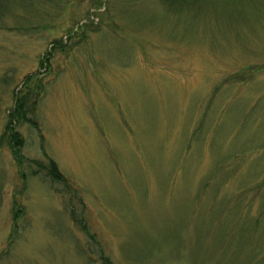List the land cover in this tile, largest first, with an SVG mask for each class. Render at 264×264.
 <instances>
[{"label": "rangeland", "instance_id": "rangeland-1", "mask_svg": "<svg viewBox=\"0 0 264 264\" xmlns=\"http://www.w3.org/2000/svg\"><path fill=\"white\" fill-rule=\"evenodd\" d=\"M24 1L0 13V264H264V0Z\"/></svg>", "mask_w": 264, "mask_h": 264}, {"label": "trees", "instance_id": "trees-1", "mask_svg": "<svg viewBox=\"0 0 264 264\" xmlns=\"http://www.w3.org/2000/svg\"><path fill=\"white\" fill-rule=\"evenodd\" d=\"M27 0H25L24 2H26ZM30 2H31V7H33L34 6V0H29ZM47 2H50V1H48V0H46ZM169 1H171V2H173V0H169ZM170 2V3H171ZM51 3V2H50ZM4 0H0V13L1 14H4L3 12H2V10H4ZM68 1L66 2V3H64V4H62V5H60L59 6V11L57 12V13H54V15H52L53 17L55 16V14H56V16H58L59 15V13L61 14V13H64V12H66L67 11V9L69 8L68 7ZM58 42H60V41H58ZM57 41H56V43H58ZM53 43H55V42H53ZM56 46V45H55ZM54 46V47H55ZM61 47V46H60ZM44 58H48V55L46 54L45 55V57ZM43 58V59H44ZM46 60V59H45ZM16 103H17V101H16ZM24 113H25V110H23V108H22V105L21 104H19L18 105V107H16V110H15V117H17V120H15L16 122H18V120H21V119H25L24 118ZM23 115V116H22ZM12 124H11V126H10V130H12ZM11 138H16L17 140L15 141V144H18L19 143V141L21 140V139H19L18 138V135L17 134H12L11 136H10ZM51 162V161H50ZM49 172H50V174H51V176L53 177V179H55V180H58V181H63V179L61 178V175H60V173L58 172V170L56 169V167L54 166V164L51 162V166H50V168H49Z\"/></svg>", "mask_w": 264, "mask_h": 264}]
</instances>
